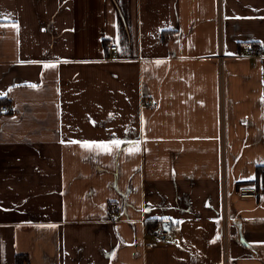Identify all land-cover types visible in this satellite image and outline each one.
I'll return each instance as SVG.
<instances>
[{
  "label": "crops",
  "instance_id": "0c3cea01",
  "mask_svg": "<svg viewBox=\"0 0 264 264\" xmlns=\"http://www.w3.org/2000/svg\"><path fill=\"white\" fill-rule=\"evenodd\" d=\"M5 105L0 264H264V0H0Z\"/></svg>",
  "mask_w": 264,
  "mask_h": 264
},
{
  "label": "built area",
  "instance_id": "2783aa9c",
  "mask_svg": "<svg viewBox=\"0 0 264 264\" xmlns=\"http://www.w3.org/2000/svg\"><path fill=\"white\" fill-rule=\"evenodd\" d=\"M106 47L112 51L116 49V46L113 44H106ZM245 47L248 49H253V46L250 43L245 44ZM253 50L257 51L256 48ZM149 103L153 104L154 102L152 99H150ZM0 110L1 112H8L10 109H9V106L5 105V106H1ZM237 192L240 198H256L257 196H259L261 193L264 192V180L260 181L259 183L241 186L238 188ZM170 231L163 229L162 226L160 225L159 227L151 230L150 238L154 241L165 243L167 241ZM224 245H225V242H224ZM222 264H227L225 252L222 256Z\"/></svg>",
  "mask_w": 264,
  "mask_h": 264
},
{
  "label": "snow or ice",
  "instance_id": "6c2138e0",
  "mask_svg": "<svg viewBox=\"0 0 264 264\" xmlns=\"http://www.w3.org/2000/svg\"><path fill=\"white\" fill-rule=\"evenodd\" d=\"M45 67H55V65H46ZM76 141H72V143H75ZM121 141L119 140H113L112 145L115 147L119 148ZM82 147L87 148V149H92V148H100L103 149L104 151H110L111 147L106 144H94V143H89V142H83L81 144Z\"/></svg>",
  "mask_w": 264,
  "mask_h": 264
},
{
  "label": "trees",
  "instance_id": "16d2710c",
  "mask_svg": "<svg viewBox=\"0 0 264 264\" xmlns=\"http://www.w3.org/2000/svg\"><path fill=\"white\" fill-rule=\"evenodd\" d=\"M261 172V170H260ZM259 173V172H258ZM263 178H264V170H263ZM163 221H153V220H146L145 224H146V230H147V234L150 235L151 230H153L154 228L159 227L162 224ZM22 259L26 260L25 256H17L16 257V264H22Z\"/></svg>",
  "mask_w": 264,
  "mask_h": 264
},
{
  "label": "water",
  "instance_id": "95a60500",
  "mask_svg": "<svg viewBox=\"0 0 264 264\" xmlns=\"http://www.w3.org/2000/svg\"><path fill=\"white\" fill-rule=\"evenodd\" d=\"M161 226H162L163 229H166V230H168V231H170L171 228H172L171 223L168 222V221H163L162 224H161Z\"/></svg>",
  "mask_w": 264,
  "mask_h": 264
},
{
  "label": "rangeland",
  "instance_id": "374dc122",
  "mask_svg": "<svg viewBox=\"0 0 264 264\" xmlns=\"http://www.w3.org/2000/svg\"><path fill=\"white\" fill-rule=\"evenodd\" d=\"M224 246H226V243H225V245Z\"/></svg>",
  "mask_w": 264,
  "mask_h": 264
}]
</instances>
